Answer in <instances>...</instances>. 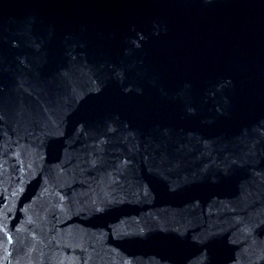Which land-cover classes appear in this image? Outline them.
<instances>
[{"label": "water", "instance_id": "obj_1", "mask_svg": "<svg viewBox=\"0 0 264 264\" xmlns=\"http://www.w3.org/2000/svg\"><path fill=\"white\" fill-rule=\"evenodd\" d=\"M0 264H264V0H0Z\"/></svg>", "mask_w": 264, "mask_h": 264}]
</instances>
